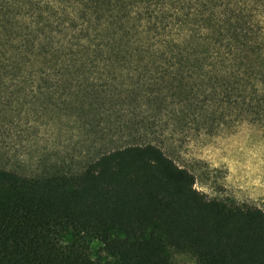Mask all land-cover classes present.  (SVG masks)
<instances>
[{
  "label": "rangeland",
  "instance_id": "obj_1",
  "mask_svg": "<svg viewBox=\"0 0 264 264\" xmlns=\"http://www.w3.org/2000/svg\"><path fill=\"white\" fill-rule=\"evenodd\" d=\"M246 1L0 0L23 12L0 34V167L78 173L103 153L150 142L190 170L209 199L264 210L257 76L245 83L223 47L199 60L202 68L199 54L175 47L190 36L209 40L206 17ZM255 19L264 27V6ZM110 38L125 49L99 48ZM101 248L94 241L93 256H104ZM164 251L197 264L190 252L166 243Z\"/></svg>",
  "mask_w": 264,
  "mask_h": 264
},
{
  "label": "trees",
  "instance_id": "obj_2",
  "mask_svg": "<svg viewBox=\"0 0 264 264\" xmlns=\"http://www.w3.org/2000/svg\"><path fill=\"white\" fill-rule=\"evenodd\" d=\"M263 6L247 0L213 11L209 40L190 36L175 47L199 54L200 68L199 60L219 57L223 47L229 67L245 83L256 75L264 94V27L255 19ZM22 13L0 8V34L13 31ZM124 43L110 38L99 48L123 50ZM195 184L190 170L150 142L103 153L78 173L26 176L0 167V264H178L165 243L197 264H264V210L209 199ZM94 241L104 256H93Z\"/></svg>",
  "mask_w": 264,
  "mask_h": 264
}]
</instances>
